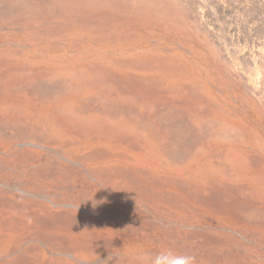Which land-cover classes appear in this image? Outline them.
<instances>
[{"label": "rangeland", "instance_id": "1", "mask_svg": "<svg viewBox=\"0 0 264 264\" xmlns=\"http://www.w3.org/2000/svg\"><path fill=\"white\" fill-rule=\"evenodd\" d=\"M0 158L74 163L115 239L264 264V0H0Z\"/></svg>", "mask_w": 264, "mask_h": 264}, {"label": "crops", "instance_id": "2", "mask_svg": "<svg viewBox=\"0 0 264 264\" xmlns=\"http://www.w3.org/2000/svg\"><path fill=\"white\" fill-rule=\"evenodd\" d=\"M77 169L65 160L0 158V264H148L144 254L164 248L190 253L195 264L226 263L219 251L187 250V240L115 239L113 226L93 216L99 200L79 199Z\"/></svg>", "mask_w": 264, "mask_h": 264}, {"label": "clouds", "instance_id": "3", "mask_svg": "<svg viewBox=\"0 0 264 264\" xmlns=\"http://www.w3.org/2000/svg\"><path fill=\"white\" fill-rule=\"evenodd\" d=\"M148 264H195V257L187 252L164 248L158 253L144 254Z\"/></svg>", "mask_w": 264, "mask_h": 264}]
</instances>
